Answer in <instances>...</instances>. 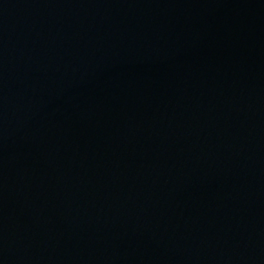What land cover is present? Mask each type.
<instances>
[{
    "label": "water",
    "instance_id": "obj_1",
    "mask_svg": "<svg viewBox=\"0 0 264 264\" xmlns=\"http://www.w3.org/2000/svg\"><path fill=\"white\" fill-rule=\"evenodd\" d=\"M0 264H264V0H0Z\"/></svg>",
    "mask_w": 264,
    "mask_h": 264
}]
</instances>
